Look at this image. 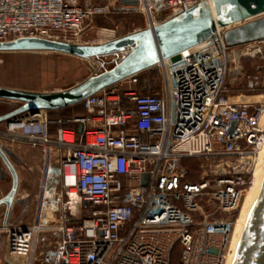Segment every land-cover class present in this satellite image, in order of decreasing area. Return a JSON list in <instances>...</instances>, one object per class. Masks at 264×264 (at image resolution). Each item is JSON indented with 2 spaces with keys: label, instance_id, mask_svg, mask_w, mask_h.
Wrapping results in <instances>:
<instances>
[{
  "label": "built area",
  "instance_id": "built-area-1",
  "mask_svg": "<svg viewBox=\"0 0 264 264\" xmlns=\"http://www.w3.org/2000/svg\"><path fill=\"white\" fill-rule=\"evenodd\" d=\"M203 1L213 4L138 0L135 8L153 29ZM112 11L111 3L0 0V43H76L86 24ZM226 31L161 60L162 87L154 94L137 89L136 75L86 98L81 115L55 119L40 110L2 123L0 145L15 154L26 143L41 153L45 172L46 196L33 222L0 221L11 257L25 264H172L179 250L180 264H228L264 148V100L229 94ZM188 159L201 161L199 181L190 178ZM44 235L57 238L47 260L38 254Z\"/></svg>",
  "mask_w": 264,
  "mask_h": 264
},
{
  "label": "water",
  "instance_id": "water-1",
  "mask_svg": "<svg viewBox=\"0 0 264 264\" xmlns=\"http://www.w3.org/2000/svg\"><path fill=\"white\" fill-rule=\"evenodd\" d=\"M122 5L137 7L138 0H122ZM233 27V28H230ZM230 28V29H229ZM219 29H229L224 37L229 48L264 41V0L203 1L189 11L172 17L155 28H145L101 45H77L39 38H24L0 43L2 52H56L81 59L99 58L126 52L115 67L92 76L79 85L55 93H39L0 87V100L21 103L15 110L0 116V124L22 114L40 110L55 111L75 106L86 98L126 79L153 70L161 60L176 59L185 50L215 37ZM83 126L78 129L82 133ZM20 159L0 145V175L12 177L10 192L0 200L5 206L4 219L13 216L17 200ZM58 183L59 170H53ZM144 185L148 176L144 175ZM4 264H12L5 262ZM233 264H264V178L242 231Z\"/></svg>",
  "mask_w": 264,
  "mask_h": 264
},
{
  "label": "rangeland",
  "instance_id": "rangeland-1",
  "mask_svg": "<svg viewBox=\"0 0 264 264\" xmlns=\"http://www.w3.org/2000/svg\"><path fill=\"white\" fill-rule=\"evenodd\" d=\"M109 3L114 4L115 8H120L119 0H107L104 4ZM96 17H99L100 20L86 24L79 42L71 44H105L135 33L136 29L145 27L147 22L145 14L138 12L134 7L112 11L111 14ZM126 52L119 54L117 57L109 56L101 58V60L98 58L86 60L56 52L0 51V87L39 93L64 91L79 85L92 76L111 70L125 56ZM142 76L137 86L139 91H143L145 82L151 80L154 87L161 89L162 76L159 69L145 71ZM227 88L230 90L229 94L231 96L245 95L248 100L252 99L250 96H255L253 97L255 100L259 98L264 100L262 97L264 96V41L252 43V45H240L230 50ZM20 105L19 102L0 100V113L13 110ZM75 113V110L69 109L62 113H55L52 117H72ZM21 151L22 149L17 152L20 153ZM32 156L37 157L33 151ZM185 165L189 170L190 178L193 181H199L201 178V161L199 159H188L185 161ZM258 171L259 169L256 167L254 182L245 198V208L238 222L239 224L246 216L248 203H250L258 179ZM8 176V178H11L10 175ZM35 212L36 203L31 202L24 208L16 205L13 215L22 218L21 220L27 224V221L29 222L35 217ZM44 236L38 243V254L43 253L42 258L47 260V254L54 251L51 243H55L57 238L54 235ZM16 264L25 263L22 258H19ZM172 264H180L179 250L175 252Z\"/></svg>",
  "mask_w": 264,
  "mask_h": 264
},
{
  "label": "crops",
  "instance_id": "crops-1",
  "mask_svg": "<svg viewBox=\"0 0 264 264\" xmlns=\"http://www.w3.org/2000/svg\"><path fill=\"white\" fill-rule=\"evenodd\" d=\"M69 2L73 4H77L80 6H88V5H94V4H104L107 0H68ZM109 1V0H108ZM122 0H119L120 8L117 7L116 10L119 11L121 9H127L130 6H125L121 4ZM156 1H162V0H156ZM103 19V18H102ZM105 19V18H104ZM100 18L95 17L90 22H97ZM147 28V22L145 27H140L136 29V31H140ZM135 31V32H136ZM16 109V108H15ZM13 109V110H15ZM13 110L1 112V115H4L6 113H9ZM3 125L0 124V128L2 129ZM22 151L20 153L16 152L15 154L20 159V162H16L15 166L19 174V189L17 193V200H27L24 204H16L21 206L22 208L28 206L31 202L36 203V212L37 213V207L40 206L39 202L42 199V196H46V193L42 195V184H43V178H44V167L42 164V155L39 151L31 149L26 143H24L23 148H21ZM32 151L35 152L36 156H32ZM34 160V161H33ZM58 169V167L54 166L49 169V173L53 174V170ZM9 174H5V177L2 178L0 175V200L7 196V194L10 192L12 188V177L8 178ZM42 179V180H40ZM53 186L57 185L58 183L51 182ZM55 192L53 187L49 188L48 193ZM15 205V206H16ZM3 207V208H2ZM6 208L5 206L0 207V221L4 218ZM20 216V215H18ZM15 219H20V217H15ZM22 219V218H21ZM34 219V218H33ZM33 219L31 221H27V224H30L33 222ZM48 253V251H47ZM53 256V251L49 252L47 254V257L51 259ZM14 258V257H13ZM19 259V258H17ZM10 262L12 264L14 263L10 259V255L8 254L7 249V239L5 235L0 234V264H4L5 262Z\"/></svg>",
  "mask_w": 264,
  "mask_h": 264
},
{
  "label": "bare ground",
  "instance_id": "bare-ground-1",
  "mask_svg": "<svg viewBox=\"0 0 264 264\" xmlns=\"http://www.w3.org/2000/svg\"><path fill=\"white\" fill-rule=\"evenodd\" d=\"M204 44H206V43H202V44H200V45H198V46H196L194 48H198L200 46H203ZM259 99L261 100V98H259ZM259 99H256V100H259ZM257 164H258L257 167L259 169V171H258L259 172L258 179L256 180V183H255V186H254V189H253V193L251 195L252 197L250 199V203H248L249 206L247 208L246 216H245V218L239 224L238 222H239V220H240V218L242 216L243 210L245 208V203H246L245 202V198H246V196H247V194H248V192H249V190L252 187V184L254 182V174H255V172H254L252 183L250 185V188L247 190L246 196L244 198L243 204H242L241 209H240L239 214H238V218H237V222H236V226H235L234 236H233V240H232L231 253H230V257H229L228 264H233L234 263V258H235L237 246H238V243H239V240H240L242 231L244 229V226L246 224V221L248 219V216L250 214V211L252 209V206L254 204V201H255V199L257 197V194L259 192V189L261 187V184H262V181H263V178H264V149L260 152V155L258 157V163ZM10 259L14 263H16V261H18L17 258H13L11 256H10Z\"/></svg>",
  "mask_w": 264,
  "mask_h": 264
},
{
  "label": "trees",
  "instance_id": "trees-1",
  "mask_svg": "<svg viewBox=\"0 0 264 264\" xmlns=\"http://www.w3.org/2000/svg\"><path fill=\"white\" fill-rule=\"evenodd\" d=\"M111 56H114V57H117L116 55H111ZM105 57H109V56H104V57H99L98 59L101 60V58H105ZM145 72L139 74V81L141 80V78L143 77L142 75L144 74ZM152 81V80H151ZM151 81H147L145 82V85H147L148 87L147 88H143V91H141V93L143 94H154L156 93L157 91L160 90V88L158 87H154L152 82ZM141 86V84H140ZM69 109H73L76 111V113L74 114L75 115H81L84 113V107H83V103H79L75 106H71V107H68V108H64V109H61V110H55V111H49V114L50 116L52 117L53 114H57V113H62L66 110H69ZM63 117H66V116H62V117H57V118H63ZM53 118V117H52ZM56 119V118H55ZM176 250L173 252V255H172V260H173V256L175 254Z\"/></svg>",
  "mask_w": 264,
  "mask_h": 264
}]
</instances>
